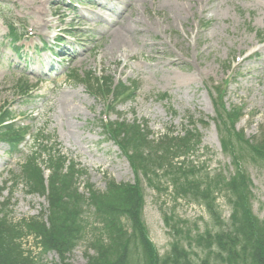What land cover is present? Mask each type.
Instances as JSON below:
<instances>
[{
    "label": "rangeland",
    "instance_id": "obj_1",
    "mask_svg": "<svg viewBox=\"0 0 264 264\" xmlns=\"http://www.w3.org/2000/svg\"><path fill=\"white\" fill-rule=\"evenodd\" d=\"M0 16V113L6 108L13 111L17 122L30 125L32 133L45 141L36 145L29 140L18 153L0 143V204L13 192L15 221L48 208L45 198L27 194L21 176L25 160L39 155L41 143L68 156L67 166L72 161L86 170L88 176L76 187L89 198L87 183L101 192L109 180L136 185L130 162L106 138L103 125L109 122H135L154 136L168 130L176 135L197 131L202 142L193 159L202 172L207 169L227 178L236 173V166L224 154L223 137L213 122L219 118V106L240 112L235 127L247 138L260 139L264 133V43L257 34L264 32V0H0ZM4 20L22 35L13 46L23 57L12 52ZM121 27L127 28V40L113 48ZM54 48L62 56L52 59L49 50ZM89 71L112 76L115 83L136 81L138 88L117 107L109 106L72 78ZM20 83L35 86L30 97L21 98ZM216 86L222 88L218 93ZM164 94L167 98L161 99ZM41 153L43 163L38 164L48 183L49 157ZM242 158L239 168L252 184V210L264 220V162H255L244 152ZM143 184L142 215L161 256L176 239L187 242L183 235L174 238L165 216L184 232L212 230L208 210L177 197L162 174L156 187L144 179ZM218 196L222 218L228 221L231 209L224 193ZM83 220L87 231L67 260L57 251L44 252L30 238L36 264H87L92 228H102V221L88 207ZM190 250L194 264L206 257L200 247Z\"/></svg>",
    "mask_w": 264,
    "mask_h": 264
},
{
    "label": "trees",
    "instance_id": "obj_2",
    "mask_svg": "<svg viewBox=\"0 0 264 264\" xmlns=\"http://www.w3.org/2000/svg\"><path fill=\"white\" fill-rule=\"evenodd\" d=\"M7 26L15 42L18 30L12 24L7 23ZM257 34L264 40V32L258 31ZM72 78L83 84L93 97L113 107L129 99L138 88L136 81H131L130 85L115 83L112 76H97L92 71L84 75L74 73ZM220 87L216 86L214 90L218 93ZM18 89L25 97L29 95L31 86L19 84ZM166 98V94L161 96V99ZM219 107V118L214 119V123L223 137L224 154L236 166V173L230 178L207 169L202 172V165L193 159L194 151L202 142L197 131L186 130L184 134L176 135L168 130L154 136L147 126L116 120L104 124L103 130L106 138L112 140L130 162L136 185L116 184L109 180L106 191L101 192L87 183L90 197L85 198L76 184L83 176H88L86 170L72 161L67 166V156L47 148L45 143L39 144V155L32 154L22 167L21 176L27 194L45 198L48 208L38 216L15 221L12 218L13 192H9V198L0 204V264H36V258L28 247L30 238L44 252L57 251L67 260L87 231L83 220L87 207L93 208L97 219L102 221V228H92L95 232L86 251L87 264H194L192 247H200L206 253L199 264H264V220L252 210L250 177L239 168L243 163V152L255 162H264V133L260 139L247 138L244 131H237L235 127L240 112L228 110L225 105ZM15 119L14 112L9 109L0 113V141L13 149L31 137L30 126L18 124ZM194 124L192 121L191 125ZM33 137L37 144L45 142L44 138ZM41 152L49 157L48 183L44 170L38 164V161H43ZM161 174L177 197L204 206L212 221V230L194 232L188 229L184 232L171 216H165V224L174 238L183 235L187 242L176 239L170 251L163 256L150 241L142 215L143 179L150 187H156L154 183L158 182ZM17 182H12V185ZM221 193H224L231 209L228 221L222 218L217 202Z\"/></svg>",
    "mask_w": 264,
    "mask_h": 264
},
{
    "label": "bare ground",
    "instance_id": "obj_3",
    "mask_svg": "<svg viewBox=\"0 0 264 264\" xmlns=\"http://www.w3.org/2000/svg\"><path fill=\"white\" fill-rule=\"evenodd\" d=\"M125 32H127V28L125 27H121L120 30L115 32V39L113 41V48H117V47H122L123 44L125 43V41L123 40V38L126 39L127 37V33L125 34Z\"/></svg>",
    "mask_w": 264,
    "mask_h": 264
}]
</instances>
